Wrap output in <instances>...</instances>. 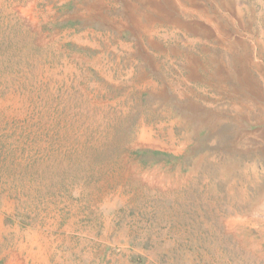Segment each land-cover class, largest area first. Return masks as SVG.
<instances>
[{
  "label": "rangeland",
  "instance_id": "obj_1",
  "mask_svg": "<svg viewBox=\"0 0 264 264\" xmlns=\"http://www.w3.org/2000/svg\"><path fill=\"white\" fill-rule=\"evenodd\" d=\"M0 264H264V0H0Z\"/></svg>",
  "mask_w": 264,
  "mask_h": 264
}]
</instances>
